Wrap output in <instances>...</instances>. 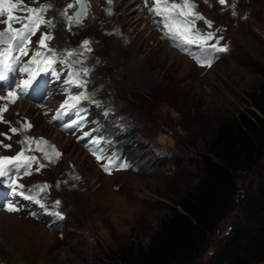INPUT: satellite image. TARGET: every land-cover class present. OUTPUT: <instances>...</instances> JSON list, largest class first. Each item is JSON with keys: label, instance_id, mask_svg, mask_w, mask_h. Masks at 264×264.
Returning a JSON list of instances; mask_svg holds the SVG:
<instances>
[{"label": "rangeland", "instance_id": "obj_1", "mask_svg": "<svg viewBox=\"0 0 264 264\" xmlns=\"http://www.w3.org/2000/svg\"><path fill=\"white\" fill-rule=\"evenodd\" d=\"M70 1L23 0L29 7L51 5L44 18L53 20L54 27L42 25L31 37L29 55L20 67L38 50L41 34L51 33L54 38L46 43L57 58L54 68L60 78L55 76V84L60 92L40 103L18 96L14 103L0 100V107L8 105L0 119V134L11 137L0 135V157L18 150L39 155L37 163L46 167L16 178L17 183L25 186L26 194L36 195L49 212H61L64 219L51 227L49 215L39 205L33 210L18 206L17 212L0 209V264H117L114 254L119 247L147 243L165 213L177 207L174 201L196 184L200 158L214 126L253 108L247 92L256 91L261 81L264 0H226L224 6L217 0H191L197 6L194 11L213 21L210 29L204 21H197L195 28L202 32L219 29L220 44L228 47L227 52L214 54L210 68L199 66L165 36L159 17L149 12L151 0L148 4L145 0H112L111 4L87 0L90 9L84 23L71 26L60 15ZM4 28L0 22V30ZM84 35H90L93 42L88 53L81 51ZM68 50L78 52V59L68 60ZM82 67L89 69L88 75ZM69 73H79L73 79L87 83L82 87L66 84ZM8 91L0 89V97ZM76 94L84 96L79 102L86 115L81 129L103 127L110 134L97 130V136L103 137V154L129 167L106 172L102 167L106 160L98 161L74 136L50 124L51 111ZM12 127L18 132L13 134ZM56 131L60 133L54 137ZM112 135L115 138L109 141ZM122 150L124 160L117 162ZM45 153L52 159H46ZM263 173L264 157L239 176L232 208L192 264H209L240 221L244 199ZM45 184L44 191L34 187ZM56 200L61 204L53 208Z\"/></svg>", "mask_w": 264, "mask_h": 264}, {"label": "trees", "instance_id": "obj_2", "mask_svg": "<svg viewBox=\"0 0 264 264\" xmlns=\"http://www.w3.org/2000/svg\"><path fill=\"white\" fill-rule=\"evenodd\" d=\"M256 91L247 92L253 108L218 122L200 158L196 184L184 191L147 243H130L114 254L117 264H192L210 235L232 208L238 178L264 157V67ZM264 263V173L244 199L242 217L209 264Z\"/></svg>", "mask_w": 264, "mask_h": 264}, {"label": "snow or ice", "instance_id": "obj_3", "mask_svg": "<svg viewBox=\"0 0 264 264\" xmlns=\"http://www.w3.org/2000/svg\"><path fill=\"white\" fill-rule=\"evenodd\" d=\"M150 0H145V4H148ZM153 6L149 8V12L154 16L160 18V23L165 29V36L171 39L174 42L176 47H179L182 51L189 50L191 46H196L199 48L201 54L199 56L193 55V59L196 60L199 66L211 67L214 59L212 53H223L228 51L227 45H221L220 41L223 40L222 36H217L216 32L220 31L219 29L216 32L208 31L202 32L200 29L195 28L197 21H204L207 28H212L213 21L206 19L203 14L194 11L197 7L191 0H151ZM206 3L209 0H205ZM218 4L221 6L226 5V0H217ZM76 5L83 3V0H75ZM107 3L111 4L112 0H107ZM52 6L49 4L40 5L39 7H29L23 3V0H0V17L6 15V19H3V24L6 25L4 31H0V82L9 81V74L16 72H23L27 74V78L20 81L18 85L12 90L7 92V96L0 97V100H10L12 103L15 102L19 93H26L30 88L39 87L38 77L41 74H48L51 72L53 75L59 79V73L55 71L53 67L57 63V58L52 49L48 48L46 41L52 40L54 37L51 33L45 32L41 34L39 41L37 42V51L33 53L31 58L23 64L21 67H15L14 65H19L23 57L29 55L28 45L31 43V37L34 36L41 28L42 25H47L48 27H54L53 20H46L44 18V13H46ZM75 5L73 3L67 4L63 13L60 15L65 18L66 22L71 26L73 24H82L83 17L87 15L86 10L81 7L80 11L75 13L76 19L73 20L72 16L68 15V10L73 9ZM233 8L235 5L232 6ZM17 11L26 12L27 15L19 16L15 15ZM110 13V9L108 10ZM232 15H236L235 12ZM13 23L21 24L22 27L15 28ZM215 40L214 43H209V41ZM90 41L85 39L83 41V47L87 51H91L89 47ZM17 53L13 55V53ZM191 54V52H190ZM67 55H73L72 52L67 53ZM11 61V62H10ZM81 71L84 75L89 74V69L82 67ZM73 75L78 76L79 73H69L68 80L65 81L66 84H73L77 87L84 86L87 81L73 79ZM18 89V91H17ZM84 99L82 94H76L71 96L69 99H65L61 104V109L65 112L75 110L79 102ZM72 101V103H70ZM8 105L4 104L0 107V119H2L3 112L7 111ZM79 115V113H77ZM8 123L7 121H4ZM83 121L73 120L72 125L69 127L78 125ZM27 127H31V124H28ZM10 131L15 134L18 132V129L12 127ZM8 137L6 133L0 134ZM85 136H88L89 133H85ZM95 143V141L93 142ZM5 148H10L11 145H3ZM55 156H59V152H54ZM93 155L96 156L97 160H106L107 163L103 166L106 172H110L111 167H118L121 170L129 167L126 163H116V158L111 156H106L103 154V149L98 148L93 152ZM45 158L51 160L52 157L45 153ZM36 162V158L32 156H26L24 151L21 150L15 156H2L0 157V178H6L8 181V187L10 188V195L19 196L23 199H26L30 202L39 205L41 211L45 214L55 217L53 224L59 220L64 219V215L61 212H49L46 205L41 203V200L37 198L36 195H26L23 184H18L13 173L22 174L25 176L32 175V165ZM45 165H39L35 169L36 172H39L41 168ZM79 179V177H75ZM39 188L41 191H44L48 188V185H36L34 186ZM61 204L60 200H56L52 207H59ZM6 211L8 212H17L19 211L18 205L13 201L6 204ZM32 216H36L37 213H30Z\"/></svg>", "mask_w": 264, "mask_h": 264}, {"label": "bare ground", "instance_id": "obj_4", "mask_svg": "<svg viewBox=\"0 0 264 264\" xmlns=\"http://www.w3.org/2000/svg\"><path fill=\"white\" fill-rule=\"evenodd\" d=\"M159 21H160V18H159ZM160 27H162L163 28V26H160ZM164 29V28H163ZM125 37H127V39H128V37H129V34L127 33L126 35H125ZM124 39V38H123ZM32 48V47H31ZM37 51V50H36ZM27 57V56H26ZM25 58V57H24ZM26 59V58H25ZM58 66V65H57ZM56 66V67H57ZM20 109H21V107H20ZM60 132L59 131H56V134H55V136L54 137H57L58 136V134H59ZM57 135V136H56ZM27 142V141H26ZM46 149V148H45ZM50 155V154H49ZM53 157V156H52Z\"/></svg>", "mask_w": 264, "mask_h": 264}, {"label": "water", "instance_id": "obj_5", "mask_svg": "<svg viewBox=\"0 0 264 264\" xmlns=\"http://www.w3.org/2000/svg\"><path fill=\"white\" fill-rule=\"evenodd\" d=\"M179 211L181 210V208L179 206L176 207Z\"/></svg>", "mask_w": 264, "mask_h": 264}]
</instances>
